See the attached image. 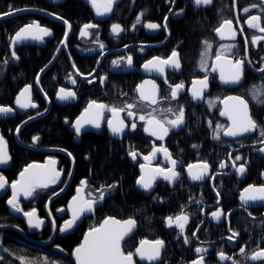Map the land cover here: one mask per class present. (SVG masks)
Wrapping results in <instances>:
<instances>
[{
  "label": "flooded vegetation",
  "instance_id": "flooded-vegetation-1",
  "mask_svg": "<svg viewBox=\"0 0 264 264\" xmlns=\"http://www.w3.org/2000/svg\"><path fill=\"white\" fill-rule=\"evenodd\" d=\"M67 1L0 0V13H13L20 9L16 14L0 18V84H6L7 79L18 83L11 95L7 93L11 96L10 101L0 103L15 109L7 116H0V135L7 141L11 156L8 165L0 164V174L11 184L19 179L20 172L28 165L44 166L49 160H54V167L61 172L56 184L37 189L32 197L20 198L24 211L35 208L38 216L44 219L45 223L39 229L30 228L25 219L11 213L7 204L11 189L0 196L5 209V218H0L3 221L0 223L15 227L0 230L3 238L9 237L18 243L20 249L33 250L49 260L57 258L74 264V249L82 243L90 228L98 227L109 216L119 220L134 218L137 228L123 243L125 253L134 251L142 240L162 239L166 244L158 263L137 260L136 264H160L163 259L166 264H191L198 255H202L195 252L196 247L208 249L205 264H233L232 260L219 259L220 250L240 264H264V261L246 260L239 251L246 246V254L250 255L258 247H264V202L243 205L240 200L244 188L264 184V152L259 151L264 144L258 142L261 139L258 132L240 137H227L221 133L219 140L213 139V129L217 125L227 127L231 124L227 116L220 114L225 110V101L229 97L240 96L247 100L252 118L264 125V104H257L252 99L255 89L264 91V72L259 71L264 68V40L256 44L251 42L253 36H264V33L245 23L250 16L259 15L260 26L264 27V12L259 7H252L260 5L261 0H212L210 5L200 6H196L194 0H116L112 12L104 16L97 15L86 0H75L82 11L74 12L69 18L64 16L63 6ZM246 7L251 11L244 13ZM141 12H144L142 23L132 30ZM166 16V30L163 27L150 30L144 26L148 22L162 25ZM13 18L16 26L7 32L3 22ZM226 19L233 21L237 31L235 40L220 39L215 31ZM32 22L47 27L52 35L45 36L43 40L22 41L12 49L10 38L19 28ZM88 23L98 27L89 29L90 35L82 36L83 26ZM117 23L125 29L118 36L111 31V26ZM187 25L192 29H185ZM241 25L242 33L239 31ZM244 37L248 38L247 44ZM205 40L212 45L208 72L199 68ZM100 44L104 47L100 48ZM232 44L236 47L228 53V58L245 60L244 75L239 84H224L219 79V72H213L211 68L220 46ZM13 50L20 57L18 60L12 57ZM173 50L179 53L180 69L166 66L165 73L159 74L143 68L148 60L168 58ZM129 55L133 58L131 66L124 61L119 66L112 64L113 60ZM40 58L44 59L43 71L40 69L26 80L23 76L11 77L15 68L18 75L26 74L24 65H33ZM205 76L208 79L205 98L195 100L191 95L192 81ZM104 77L106 79L102 81ZM72 78H75V84ZM181 81L184 82V90L178 99H171L170 85ZM141 84L145 94H151L153 84L156 85L157 104L140 100L137 89ZM27 85L32 86L31 101L38 107L23 109L15 103ZM61 88L74 91L76 97L58 99ZM209 100L213 101L212 106ZM91 101L109 108L135 104L132 111L137 113V117L134 119L127 117L126 112L121 113L129 127L123 134L114 135L107 125V120L112 118L111 112L105 109L100 128L85 124L77 134L73 125ZM233 103L230 100L228 105ZM181 106L185 113L184 125L170 129L163 140L144 131L145 121L138 119L139 115L149 112L160 119H175L173 113ZM168 108L173 112L164 111ZM209 121L212 127H209ZM132 122L137 125L135 130L130 127ZM18 127L19 133L16 132ZM35 136L40 137L36 142L33 141ZM193 145L197 147L193 148ZM159 147L167 148L172 158L180 162L176 169L180 178L170 183L157 177L153 188L145 191L137 184L143 174L142 164L149 169L171 167L163 152L156 153L150 162L144 160V156ZM131 151L137 153L135 160L129 155ZM237 155L242 159L236 161V167L245 164L247 169L242 176L232 163ZM201 162L209 163L210 176H215L214 180H191L188 165ZM221 163L226 167L221 168ZM84 180L87 181L86 198H98L100 193L97 189L101 186H104L105 198L96 205L94 212L85 213L72 230L60 232V226L71 218L69 205ZM107 185L116 187L109 190ZM217 192L220 193L219 198ZM218 209L231 215L222 216L217 222L211 212ZM181 211L189 215L183 234L175 225L168 227L166 224L167 217L175 218ZM53 217L55 226L51 223ZM230 229L239 232L233 241L227 239L232 235ZM193 232L195 236H192ZM185 236L189 237V244L183 242Z\"/></svg>",
  "mask_w": 264,
  "mask_h": 264
},
{
  "label": "snow or ice",
  "instance_id": "snow-or-ice-1",
  "mask_svg": "<svg viewBox=\"0 0 264 264\" xmlns=\"http://www.w3.org/2000/svg\"><path fill=\"white\" fill-rule=\"evenodd\" d=\"M92 6L96 10V14L99 16H104L107 13H111L113 10V4L116 0H90ZM172 2V0H170ZM212 0H194V4L196 6L200 5H210ZM252 7H259L261 11L264 12V0H261L260 5H252ZM16 11H20L17 9ZM183 11V10H181ZM250 8H244L243 12H250ZM12 12L9 13H0V16L3 15H11ZM144 16V12H141L135 23L132 25V30L136 29V26L142 23V17ZM63 19L62 17H60ZM238 19V17H237ZM259 15L250 16L245 23L250 28L258 29L259 32L264 33V27L260 26ZM167 20L168 17L164 18V22L161 25L160 23L148 22L144 26L150 30H157L163 27L165 30L167 29ZM68 22L65 21V24ZM70 27V25H69ZM98 25L95 24H84L83 30L81 31L82 36L90 35L89 29L96 28ZM227 30V31H225ZM112 33L117 36L125 31L124 28L120 24H113L111 26ZM215 31L219 34L220 39L230 38L235 40L237 36V31L234 28L233 21L230 19L223 20L220 27L216 28ZM239 31L243 32V26L241 25ZM52 35L51 30L47 27H42L38 22L29 23L15 32L14 36L11 37V44L13 49L15 45L19 42L25 40H43L45 36ZM245 44L248 43V38L244 37ZM264 40V36H253L252 43L256 44L258 41ZM205 48L201 53L199 68L204 72H208V60L211 56V48L212 45L207 40L204 42ZM104 45L100 44V48H103ZM236 45H221L219 52L215 54V63L212 65L211 71L219 72V79L224 84H239L243 79L244 75V65L245 60L242 58H236L234 61L228 58V53L232 52V49L235 48ZM12 57L15 59H19L20 57L17 55L16 51L13 50L11 53ZM124 61L127 65L131 66L133 63V58L131 55L125 57H121L120 59L113 60L112 64L114 66H119L121 62ZM7 63V60L4 61ZM171 67L173 69H180V59L179 53L176 50H173L171 55L168 58L161 57H153L143 64V68L148 72H156L159 74L165 73V68ZM43 71V69H41ZM79 70L77 69V72ZM259 71L264 72V68L259 69ZM83 75V74H81ZM106 79V77L102 78ZM39 82V77H37V83ZM72 83L75 84V78H72ZM91 83V81H89ZM147 83V82H146ZM31 85L25 86V88L19 93L16 98L15 103L23 109L27 108H35L38 107L35 103L31 101ZM185 85L184 82L176 83L174 85H170V98L178 99L181 92L184 90ZM208 88V79L205 76L203 79L192 81L191 95L195 100L204 99L205 90ZM139 92V98L142 101H149L151 104H157L156 98V85L153 84V90L151 94H145L144 85L141 84L137 89ZM76 97V93L71 90H66L61 88L58 93V99L60 100H69ZM264 91L260 89H255L252 92V99L256 101L257 104H264ZM229 100L234 101V103L229 106L227 101H225V110L220 114L223 116H227L231 121V124L227 127L222 125H217L215 129H213V139H220V134L222 133L227 137H240L245 134L258 132L259 143L264 144V125L259 124L256 120H254L250 114L249 103L243 97H229ZM209 105H213V101H208ZM136 107L135 104H126L123 107H108L107 105L97 103L96 101H91L88 106L84 109L83 114L75 121L73 125L77 134L80 133L82 127L85 124H91L96 128L101 127V121L104 119V111L107 109L111 112L112 118L107 120V125L110 128L111 132L114 135H121L124 133L125 128L129 127L128 124L125 123V119L121 118V113L126 112L127 117L136 118L137 113L132 111ZM15 109L11 106H2L0 105V115L7 116L10 113H13ZM46 111V110H45ZM164 111L173 112L172 108H168ZM155 112V109H153ZM39 114V113H38ZM163 114V111H162ZM175 119H160L157 116L153 115L152 112H149L147 115H139L138 119L140 121H145L144 131L149 132L152 136L157 137L159 140H163L169 133L170 129L180 128L185 123V113L184 109L181 106L179 110L173 113ZM33 117H29L32 119ZM26 123V121H25ZM209 127H212V122H208ZM167 125V126H166ZM136 123L132 122L130 127L132 130H135ZM19 127L16 129V132L19 133ZM40 139L39 136L33 137V141L36 142ZM193 148H196L197 145H193ZM259 151L264 152V147L260 148ZM163 152L165 158L170 162V168H153L149 169L147 165L142 164L140 167L142 169L143 174L139 176L137 180V184L142 187L145 191L151 190L153 188V184L157 177H162L165 181L170 183H175L180 178V173L176 170L178 166V162L176 159L172 158L171 153H169L168 149L165 147L154 148L152 153L148 156H144L145 161H151L153 157H155L156 153ZM71 155V153H69ZM131 157L135 160L137 153L135 151H131L129 153ZM231 158V154H229ZM242 157L237 155L233 160V166L236 167V161L241 160ZM11 160V156L7 150V141L4 139L3 135H0V164H7ZM54 160H49L48 165H28L22 172L19 174V179L11 182L2 174H0V191L6 190L7 187L11 188V197L7 200V204L10 208L18 213H23V215L27 218V223L30 228H41L45 221L43 218L38 216L37 210L33 208L30 211H24L20 204V197L24 198L32 197L37 189H46L49 185L56 184L61 176V172L57 171L54 167ZM221 168L226 167L225 163L220 164ZM195 169V171H194ZM237 172L242 176L246 172V165L240 164L236 167ZM70 175V174H69ZM188 175L193 181H204L206 178L215 179V176H210V165L207 162H201L198 165H188ZM264 175V173H262ZM87 187V181H81L80 187L77 189V195L72 198V201L69 205L71 209V218L65 220L63 225L60 226V232H68L74 228L77 224V221L80 220L85 213H92L95 211L96 205L102 202L105 198L104 186H101L97 191H99L100 195L98 198L88 199L84 195V190ZM109 190H112L116 187V185H107ZM219 198L220 193H216ZM240 200L243 205H248L249 202L261 201L264 202V184L260 186L249 185L244 188L242 194L240 195ZM51 200H49V203ZM217 203H219V199H217ZM57 211H63L62 209H57ZM49 214H51V209H49ZM231 213H224L222 209H218L216 211L211 212V216L219 222L222 216H230ZM189 222V215L181 211V213L175 218L169 216L166 218V224L168 227H172L175 225L179 228L180 233L183 234L185 232L186 225ZM52 225L55 226V218L53 217L51 221ZM136 227V220L134 218H129L126 220H118L115 217H106L99 227H92L86 233L83 242L74 249V256L76 260V264H136V260L134 257H139L140 260H146L149 262L160 261L162 257V250L165 249L166 244L162 239H156L155 241H147L142 240L139 243V246L133 250L127 251L125 253L124 248L122 247V242L125 241V238L128 237L133 229ZM199 230V229H197ZM232 235L227 239L229 241H233L236 237L239 236V232L235 230H231ZM196 233L193 232L192 236H195ZM185 244L190 243V239L188 236L184 237ZM0 246H2V242H0ZM59 248V245H57ZM4 251H8V249H4ZM240 254L245 256L246 260L252 261H264V247H258L257 250L253 251L250 255L246 254V246L240 248ZM195 252L198 255L196 259L191 261V264H205V255L208 252L207 248L196 247ZM218 257L221 261L224 260H232L233 264H240V261H237L232 256H228L224 253L223 250L218 252ZM4 259L3 256H0V261ZM16 259L21 261V264H37V261L27 260L24 257H16Z\"/></svg>",
  "mask_w": 264,
  "mask_h": 264
},
{
  "label": "trees",
  "instance_id": "trees-1",
  "mask_svg": "<svg viewBox=\"0 0 264 264\" xmlns=\"http://www.w3.org/2000/svg\"><path fill=\"white\" fill-rule=\"evenodd\" d=\"M26 1L27 0H25V2ZM154 3L157 4V1H154ZM30 5H32V4H30ZM21 6H23V5H21ZM63 7L65 10L64 16H66L67 18H69L74 12L82 11L81 5L79 3H77L75 0H68ZM3 23L5 25L7 32L8 31L10 32L16 26V19L13 18L11 20L4 21ZM185 29L191 30L192 26L187 25L185 27ZM1 42H2V39H0V43ZM0 46H1V44H0ZM1 52H2V50L0 47V55H1ZM43 61H44V59L40 58L33 65H24L27 75L25 73H23L22 75L20 73L18 75V73H17L18 69L15 68V69H13V75H11V77L12 76L13 77L23 76V80H26L28 78V76L29 77L34 76L42 68ZM6 81H7L6 84H4V85L0 84V103H5V104H7L6 101L7 102L10 101L9 98L11 97V96L9 97L7 95V93L11 95V91H13L15 89V86L18 85V83H16V82L13 83L12 81H10L8 79ZM4 212H5V209L3 208V203L0 202V214L2 215V216H0V218H5V217H3ZM156 221L160 222V221H158L157 218H156ZM0 222H3V221H0ZM2 243H3V245L6 246L7 249H9V253L12 252L16 257H24L27 260H32V261H37V262L40 261L41 256H39L38 252H35L33 250L27 251V250L20 249L18 243L9 237L8 238L4 237L2 239ZM173 247L176 248L175 246H173ZM54 260H57V258H54ZM164 261L165 260L163 259V261L160 264H166L165 263L166 261L165 262ZM1 264H17V260L15 258L11 259V258L7 257V259H4L1 261ZM62 264H70V262H62ZM137 264H144V263L137 262ZM177 264H179V263H177Z\"/></svg>",
  "mask_w": 264,
  "mask_h": 264
},
{
  "label": "water",
  "instance_id": "water-1",
  "mask_svg": "<svg viewBox=\"0 0 264 264\" xmlns=\"http://www.w3.org/2000/svg\"><path fill=\"white\" fill-rule=\"evenodd\" d=\"M49 1H51V0H49ZM89 4H91V2H90V0H86ZM92 5V4H91ZM94 8V7H93ZM95 9V8H94ZM18 12H20V11H16V12H13V14H16V13H18ZM6 16H10V15H3V16H0V18H3V17H6ZM20 43V42H19ZM19 43H17L15 46H17ZM11 47H12V49H13V46H12V44H11ZM229 101L230 100H227V103L229 104ZM1 116V115H0ZM228 118V117H227ZM7 150H8V146H7ZM9 153V152H8ZM10 162V161H9ZM8 162V163H9ZM8 163H7V165H8ZM7 189H11L10 187H7L6 188V190ZM6 190H4V191H0V196L6 191ZM20 198H24L23 196H21ZM10 211H11V213L13 214V215H15V216H17V217H20V218H23V219H25L26 221H27V218L23 215V213H18V212H15V211H13L11 208H10ZM119 220V219H118ZM121 221H123V220H121ZM100 226V225H99ZM98 226V227H99ZM11 228H15L14 226H11V225H7V224H1L0 223V229H3V230H5V229H11ZM136 228H137V224H136V227L133 229V231H132V233L128 236V237H130L133 233H134V231L136 230ZM21 231V230H20ZM22 232V231H21ZM23 233V232H22ZM23 235L26 237V238H28L27 236H26V234H24L23 233ZM128 237H126L125 238V240L128 238ZM84 240V239H83ZM147 241H150L151 242V240H147ZM83 242V241H82ZM123 243L124 242H122V247H123ZM139 246V245H138ZM137 246V247H138ZM162 252H163V250H162ZM74 253V252H73ZM73 261H74V264H76V260H75V256H74V254H73ZM134 259L137 261H140V262H146V263H158L159 261H155V262H149V261H146V260H140L139 259V257H134Z\"/></svg>",
  "mask_w": 264,
  "mask_h": 264
},
{
  "label": "rangeland",
  "instance_id": "rangeland-1",
  "mask_svg": "<svg viewBox=\"0 0 264 264\" xmlns=\"http://www.w3.org/2000/svg\"><path fill=\"white\" fill-rule=\"evenodd\" d=\"M2 239H3V234L0 233V242H2ZM5 248H6V246L3 245V243H2V246H0V256H3L4 259H7V257H9L11 259H13V258L16 259V256L12 252L9 253V249H8V251H4ZM16 260H17V264H21L20 260H18V259H16ZM0 264H1V261H0ZM37 264H62V262L59 260H54V259L49 260L47 257L41 256L40 261L37 262Z\"/></svg>",
  "mask_w": 264,
  "mask_h": 264
},
{
  "label": "bare ground",
  "instance_id": "bare-ground-1",
  "mask_svg": "<svg viewBox=\"0 0 264 264\" xmlns=\"http://www.w3.org/2000/svg\"><path fill=\"white\" fill-rule=\"evenodd\" d=\"M0 39H2L1 35H0ZM1 44V43H0Z\"/></svg>",
  "mask_w": 264,
  "mask_h": 264
}]
</instances>
